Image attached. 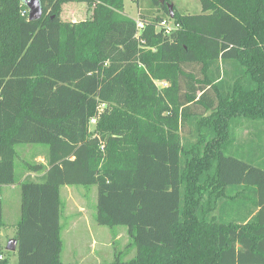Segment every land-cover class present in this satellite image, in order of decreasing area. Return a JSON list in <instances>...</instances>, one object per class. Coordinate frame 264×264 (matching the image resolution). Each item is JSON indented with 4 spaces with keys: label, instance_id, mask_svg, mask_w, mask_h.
<instances>
[{
    "label": "trees",
    "instance_id": "1",
    "mask_svg": "<svg viewBox=\"0 0 264 264\" xmlns=\"http://www.w3.org/2000/svg\"><path fill=\"white\" fill-rule=\"evenodd\" d=\"M40 1L28 21L23 0H0V194L15 147L47 146L24 162L18 264H77L58 258L59 189L76 185L96 186L97 224L127 228L129 264H264V162L230 154L234 123H264V0L172 19L170 0L137 19L124 0ZM68 3L89 17L62 20ZM234 199L242 216L225 221Z\"/></svg>",
    "mask_w": 264,
    "mask_h": 264
},
{
    "label": "rangeland",
    "instance_id": "2",
    "mask_svg": "<svg viewBox=\"0 0 264 264\" xmlns=\"http://www.w3.org/2000/svg\"><path fill=\"white\" fill-rule=\"evenodd\" d=\"M169 4L172 6V12L180 14H197L201 10L199 0H170ZM124 12L129 17L137 19L139 13L150 15L159 11L152 8L150 0H124ZM89 15L85 4L68 3L62 6L60 17L64 21L78 22L88 18ZM166 23L170 31L177 29L170 20ZM157 85L164 86L162 82ZM93 125L89 123V128L92 129ZM32 149L43 152L47 150V146L17 145L15 147L16 184L3 187L0 194L4 222V227L0 230V250H2L0 256L2 259L6 258L9 264L19 263L17 248L10 253L5 251V246L10 239L15 238L16 224L20 219L19 183L24 178L22 177L25 170L24 162L31 161V155L26 152ZM59 192L61 200L59 261L77 264H129L136 254V248L127 234V228L125 226L109 227L96 223V186H61ZM227 192L232 193L234 189L229 188ZM237 202L234 199L233 203H228L226 206L222 216L225 221L238 220L243 211L239 210ZM213 214H216V211Z\"/></svg>",
    "mask_w": 264,
    "mask_h": 264
},
{
    "label": "crops",
    "instance_id": "3",
    "mask_svg": "<svg viewBox=\"0 0 264 264\" xmlns=\"http://www.w3.org/2000/svg\"><path fill=\"white\" fill-rule=\"evenodd\" d=\"M234 126L233 146L230 154L236 155L238 158L252 164L258 161L264 162V123L259 121L239 120L234 123ZM31 151H33V149ZM31 151L29 152L28 150L26 153L30 154ZM33 152L34 155L31 161L45 163L43 157L45 154L44 152L39 150ZM27 175L28 173L23 174L25 177ZM30 176L33 177L36 175L32 173Z\"/></svg>",
    "mask_w": 264,
    "mask_h": 264
},
{
    "label": "water",
    "instance_id": "4",
    "mask_svg": "<svg viewBox=\"0 0 264 264\" xmlns=\"http://www.w3.org/2000/svg\"><path fill=\"white\" fill-rule=\"evenodd\" d=\"M161 3L164 2V0H160ZM24 6L28 10V21H37L42 17V5L40 0H23ZM168 11H169V16L172 19L173 18V12H172V6L169 4L168 5ZM17 247V240L10 239L6 246H5V251L7 252H14Z\"/></svg>",
    "mask_w": 264,
    "mask_h": 264
},
{
    "label": "built area",
    "instance_id": "5",
    "mask_svg": "<svg viewBox=\"0 0 264 264\" xmlns=\"http://www.w3.org/2000/svg\"><path fill=\"white\" fill-rule=\"evenodd\" d=\"M175 27H177V26L175 25ZM136 28L138 31L142 30L143 24L140 22H137ZM158 28L165 30L166 33L170 32V28H167L166 20H163L162 22H160V26ZM94 122H95L94 119L90 120V123L94 124ZM1 259H2V256H0V261H1Z\"/></svg>",
    "mask_w": 264,
    "mask_h": 264
}]
</instances>
